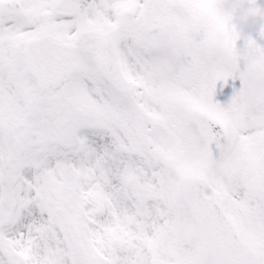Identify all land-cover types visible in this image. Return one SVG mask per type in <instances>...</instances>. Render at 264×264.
Wrapping results in <instances>:
<instances>
[{
	"label": "snow or ice",
	"instance_id": "1",
	"mask_svg": "<svg viewBox=\"0 0 264 264\" xmlns=\"http://www.w3.org/2000/svg\"><path fill=\"white\" fill-rule=\"evenodd\" d=\"M0 264H264V28L0 0Z\"/></svg>",
	"mask_w": 264,
	"mask_h": 264
},
{
	"label": "clouds",
	"instance_id": "2",
	"mask_svg": "<svg viewBox=\"0 0 264 264\" xmlns=\"http://www.w3.org/2000/svg\"><path fill=\"white\" fill-rule=\"evenodd\" d=\"M220 18L239 30L264 28V7L258 0H217Z\"/></svg>",
	"mask_w": 264,
	"mask_h": 264
},
{
	"label": "rangeland",
	"instance_id": "3",
	"mask_svg": "<svg viewBox=\"0 0 264 264\" xmlns=\"http://www.w3.org/2000/svg\"><path fill=\"white\" fill-rule=\"evenodd\" d=\"M261 6H264V0H259ZM254 28L247 29V31H252Z\"/></svg>",
	"mask_w": 264,
	"mask_h": 264
}]
</instances>
